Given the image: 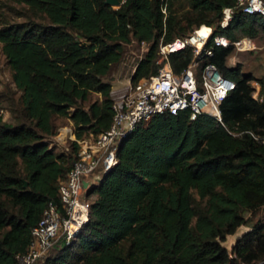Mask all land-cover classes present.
Segmentation results:
<instances>
[{"label":"trees","instance_id":"trees-1","mask_svg":"<svg viewBox=\"0 0 264 264\" xmlns=\"http://www.w3.org/2000/svg\"><path fill=\"white\" fill-rule=\"evenodd\" d=\"M47 21L0 26L3 51L22 90L20 118L0 117V264L25 251L45 208L62 206L59 192L77 156L69 139L57 150L54 117L72 119L77 137L107 128L114 115L112 83L104 76L132 39L149 42L132 80L156 73L161 41L201 25L230 39L264 33V13L237 0H17ZM183 4V3H181ZM233 8L226 25L224 8ZM166 9V11L163 10ZM205 58L236 81L221 101L223 120L207 112H158L122 141L118 161L89 188V219L70 241L58 238L34 264H255L264 260V219L229 249L223 240L264 203V76L229 66L233 45L214 42ZM193 45L170 52L179 72ZM262 99L253 96L252 80ZM94 91L101 98L90 100ZM90 100V101H89ZM88 101V103H86ZM69 146V147H68Z\"/></svg>","mask_w":264,"mask_h":264},{"label":"built area","instance_id":"built-area-1","mask_svg":"<svg viewBox=\"0 0 264 264\" xmlns=\"http://www.w3.org/2000/svg\"><path fill=\"white\" fill-rule=\"evenodd\" d=\"M245 11L264 13V0H237ZM166 11L165 8H163ZM233 8H224L222 24L226 25L232 16ZM193 32L177 36L171 41H161V63L158 71L148 76H141L136 80L129 79L126 88L113 95L114 115L110 125L99 131L91 132L83 137H77L75 130L63 134L57 132L55 138L76 139L79 143L75 157L67 175L60 180L59 192L62 206L51 202L44 210L39 222L33 227L32 240L28 248L16 254L14 264H34L39 258L45 257L59 237L64 236L67 241L72 240L89 219L91 208V194L89 188L100 180L103 173L108 171L118 161V149L124 140L139 124L149 121L156 113L170 111L178 113L189 110L191 118L199 113L207 112L223 120L221 101L228 92L236 86V81L225 75L217 63L205 58V54L214 53L213 46H206L210 37L214 42L223 45H233V49L257 50L259 45L249 35H242L230 39L221 33H214L213 27L205 37L202 46L193 41ZM146 42V41H143ZM193 45L194 57L181 71L172 67L169 53ZM264 59V53H263ZM136 65L133 68V72ZM253 96L262 99L259 80H252ZM118 90L112 87V91ZM68 127V126H66ZM249 131L260 141H264V133ZM69 147V146H68ZM86 182V184H85ZM264 209V203L261 206ZM255 264H264V260Z\"/></svg>","mask_w":264,"mask_h":264},{"label":"rangeland","instance_id":"rangeland-1","mask_svg":"<svg viewBox=\"0 0 264 264\" xmlns=\"http://www.w3.org/2000/svg\"><path fill=\"white\" fill-rule=\"evenodd\" d=\"M184 4H186V2L180 0L179 3H177V7L184 10L187 7V5L182 6ZM33 19L47 21V18H45L43 14L35 13L25 2L17 0H0V26L16 22H31ZM202 27H206V25H202ZM191 32H193V30ZM254 39L258 43L259 49H235L227 57V64L229 66L240 64L244 73H253L256 76H264V33L259 34L254 37ZM148 47L149 42L139 41L135 38L130 42L125 43L122 58L113 63L110 71L104 76L106 80L111 81L113 88L117 87L118 89L116 92L115 90L112 91L114 97L129 84V79L133 74L134 66L140 56L147 52ZM21 93L22 90L17 87L13 79V69L3 51V42L0 40V117H2V119L16 121L20 118ZM101 97L102 95L100 92L94 91L91 94L90 100ZM86 103H88V101H86ZM54 122L56 124L57 132H60L59 130H61L63 134L67 133L64 130V128H69L66 126H70V120L67 116L56 115L54 117ZM72 127L75 129L74 125H72ZM56 141L57 140L54 136V143H56ZM68 144L69 140L65 141L60 139V142L56 143V148L57 150H61L62 148H66V145ZM247 217V222L243 223L238 228V231L264 219V209L261 208L251 213H247ZM233 236L234 235L230 234L229 239H233ZM230 240L225 243H229ZM41 263L42 261H39L36 264Z\"/></svg>","mask_w":264,"mask_h":264},{"label":"bare ground","instance_id":"bare-ground-1","mask_svg":"<svg viewBox=\"0 0 264 264\" xmlns=\"http://www.w3.org/2000/svg\"><path fill=\"white\" fill-rule=\"evenodd\" d=\"M212 29V26L208 27H202V25L200 27L197 28L194 36H193V41L199 45L202 46L205 40V37L208 35V33L210 32V30ZM65 132L68 130L71 132V130H69L68 128H64ZM63 130V131H64Z\"/></svg>","mask_w":264,"mask_h":264},{"label":"crops","instance_id":"crops-1","mask_svg":"<svg viewBox=\"0 0 264 264\" xmlns=\"http://www.w3.org/2000/svg\"><path fill=\"white\" fill-rule=\"evenodd\" d=\"M143 55H141L140 57H142ZM68 119L70 120V126H68L69 128V130H70V127L73 129V127H72V125H73V121H72V119L71 118H69L68 117ZM96 196V194L95 193H92L91 194V198H94ZM247 228H248V226H247ZM247 228H245V229H247ZM244 229H241L240 231H236V232H234V233H229L228 235H227V237H226V239H224L223 240V243L229 248V249H231L232 247H233V245L235 244V242H236V240H237V238H238V236L240 235V233H242V231H243ZM230 234H232V235H234L233 236V239H229V235ZM232 238V237H231ZM228 240H230V242L229 243H225V242H227Z\"/></svg>","mask_w":264,"mask_h":264},{"label":"water","instance_id":"water-1","mask_svg":"<svg viewBox=\"0 0 264 264\" xmlns=\"http://www.w3.org/2000/svg\"><path fill=\"white\" fill-rule=\"evenodd\" d=\"M108 3L115 5V6H119L121 4V0H106ZM86 184V182H85Z\"/></svg>","mask_w":264,"mask_h":264}]
</instances>
